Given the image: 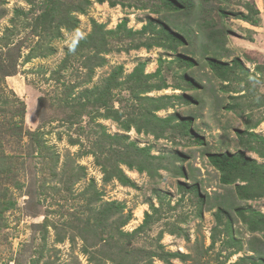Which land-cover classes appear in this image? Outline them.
<instances>
[{
	"label": "rangeland",
	"instance_id": "1",
	"mask_svg": "<svg viewBox=\"0 0 264 264\" xmlns=\"http://www.w3.org/2000/svg\"><path fill=\"white\" fill-rule=\"evenodd\" d=\"M83 1L59 0L62 10ZM90 1L84 13L72 9L76 27H60L55 39L40 45L35 18L44 0H0V35L14 30L10 45L0 41V264H257L264 259V228L250 231L239 213L264 214V190L240 199L235 192L242 181L224 184L210 154L243 151L264 165V156L249 147L264 149L258 139L264 138V0H213L194 11L192 21L139 6L150 0ZM19 8L27 16L16 18L15 27ZM204 14L214 18L212 31L199 24ZM93 20L105 30L125 20L133 30L152 22L174 30L178 22L195 32L176 51L127 48L129 42L110 35V49L98 54L78 47ZM186 55L197 65L185 71L178 58ZM213 55L243 80L227 84L215 75L207 61ZM139 63L144 75L160 68L154 80L165 87L140 99L132 97L135 82L112 87V112H147L153 104L144 96H169L170 104L155 111L173 116L164 135L126 130L96 103L118 66L123 81ZM14 120L17 130L9 126ZM182 122L191 123L190 133L179 129ZM137 147L150 148L142 171L124 162L142 159ZM119 169L132 185L116 178ZM146 212L152 218L141 227ZM235 241L240 246L231 245Z\"/></svg>",
	"mask_w": 264,
	"mask_h": 264
},
{
	"label": "trees",
	"instance_id": "2",
	"mask_svg": "<svg viewBox=\"0 0 264 264\" xmlns=\"http://www.w3.org/2000/svg\"><path fill=\"white\" fill-rule=\"evenodd\" d=\"M27 1L32 5H36L35 0ZM97 1L104 2L106 0ZM211 1L213 0H150V3L142 1L139 6L142 8L149 7L155 12L172 11L180 14L182 17L191 19L192 21V19H194V17L192 16V14H194V11H197L203 5ZM90 2V0H84L82 3L76 4L74 6L73 4L69 3L70 5H68L65 10H62V6L59 0H44L43 4L40 6L41 13L35 18V24L39 23L36 25L35 34L38 36V40L40 39V45L43 44L45 39H47L48 41H52L53 39H55L60 33V27H66L70 30L76 27L78 25V20H74L71 22L72 18L74 17L72 15V9L84 13L86 5H88ZM111 3L114 4L115 2L111 1ZM219 9L221 11V14L224 15L225 12L223 7L220 6ZM14 12L16 15L15 18L12 19V22L16 27V18L19 19L21 17H26L27 13L25 12V10L20 8L15 9ZM59 13H61V15L57 19V22H55V16ZM208 13H211L210 10H208ZM179 19L180 17H178V21ZM200 19L203 21L199 22V24H206L207 28L208 25H211V23L214 22L213 17L208 18L205 16V14ZM173 24L176 27L174 30L170 28L169 24L162 23L159 27H157L155 26L154 22L144 25L141 29L133 30L132 28H127L126 21L123 20L117 25L115 29L105 30L103 24H98L93 20L92 31L87 36H85L82 41L79 42L78 47H88L98 54L102 51H108L110 49L108 37L111 35L113 37H117L118 41H122L124 43L129 42V46H126L127 48H139L141 46L150 48L151 46L158 45L166 49L176 51L179 46L190 44L195 31L185 24L181 25L178 22H174ZM186 29H188V31H186ZM209 30L212 31L211 29ZM13 36V28L8 27L5 29L2 35H0V41H6V43L10 45V43L13 42ZM216 37L217 36L213 38L214 41H224V38L217 39ZM33 48L36 49L37 45H35ZM31 53L33 52H30L26 56L27 59L31 57ZM102 57L103 56H98V59H102ZM164 61L165 60L163 59L160 60V67ZM178 61L180 65L185 68V71L188 68L197 65L193 59V56H180L178 58ZM207 61L214 74L222 80L226 81L227 84L230 83L229 80H232V78H234V81L236 82H241L243 80V77L238 73V76L235 77L234 73L236 72L233 71L234 67L229 66L227 62L221 61L219 55L218 57L213 55L211 58H208ZM235 62L237 66L242 68L240 60L236 59ZM143 68L144 63H139L138 66L128 75L125 80L120 81L118 80V78L122 74L123 67L118 66L117 69H115L109 76V79L107 80L108 84L99 93V98H96V103L104 105L107 110L105 116L120 121L122 123V126L126 130H129L132 126H134L138 132H154L160 135H164L166 131L165 127L166 125H171V120L173 119L171 117L173 116L161 118L155 114V111L162 109L170 104L169 101L171 100L169 96H166L165 100L163 101L161 98L156 99L144 96V99H149L152 102V108H149L147 112H145V110L143 109L142 111L133 114L132 116H125L123 112L120 113L119 111H114L115 114H113V106L109 103V100L112 97L111 88L117 87L119 84L122 85L124 84V82L128 83V86L131 82H135V84H137V86L133 89L132 94V97L137 99H140V97H142L141 94L149 92L152 89H161L165 87V83H158L154 80L160 74V68L157 69L154 73H148L145 75L143 74ZM182 77L186 79L190 85H193L194 81H192L190 77L185 74H183ZM179 85L180 84H178L177 86ZM0 103L3 102L0 101ZM7 103H9V101ZM152 111L154 112V114H152ZM123 116L125 118H123ZM9 126L10 128L12 127L13 130H17V128H19V122L14 120L12 122H9ZM190 126L191 123L182 122V124L179 126V129L181 131L185 130L184 133H186V130L188 133H190ZM238 133L241 136V139L249 145V139L244 138L243 131H238ZM197 139L202 140L201 137H197ZM258 139L264 142V138L258 137ZM98 146L99 148L102 147V145L100 144ZM249 147L264 156L263 148H257L250 145ZM135 149L137 151V154H143L142 159L139 161L137 160V162L133 159H124V162L129 166V168H136L139 171H142L147 167V161L149 159V155L147 153H149L150 148L137 147ZM210 160L222 171V176L220 179L224 184L236 182V180L238 181V179L239 181H242L241 183L237 184V191L235 192L236 196L240 199H250L256 197L259 194H262V190H264V165L248 157L245 152L239 151L234 154L228 152L217 155L210 154ZM116 178L124 185L133 184V181L120 169L116 175ZM193 187L195 194L199 195L198 185L194 184ZM204 198L205 197L203 196L200 197V199L202 200H204ZM115 204L118 205L117 201L112 202V205ZM223 216V207L220 206L215 212V217L218 224L222 223ZM239 217L248 225L249 230L252 232H257V230H260V228H264V214L260 212L258 213L241 211L239 213ZM151 218L152 216L148 212H146L144 222L141 227H143L144 224H147ZM214 241L215 240H213V242ZM233 243L237 246H240V242L238 241L231 242V245H233ZM171 255H177L182 258L187 256V254L184 253H174ZM255 263L263 264L264 259L260 257L259 260L255 261Z\"/></svg>",
	"mask_w": 264,
	"mask_h": 264
}]
</instances>
